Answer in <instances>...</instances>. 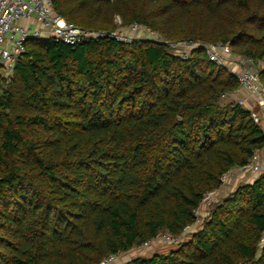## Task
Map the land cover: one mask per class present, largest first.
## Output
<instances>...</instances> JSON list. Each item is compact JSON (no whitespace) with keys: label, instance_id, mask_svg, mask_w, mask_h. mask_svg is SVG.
<instances>
[{"label":"trees","instance_id":"obj_1","mask_svg":"<svg viewBox=\"0 0 264 264\" xmlns=\"http://www.w3.org/2000/svg\"><path fill=\"white\" fill-rule=\"evenodd\" d=\"M105 37L27 40L0 75V264H100L197 221L222 177L264 150L209 45L264 61V0H52ZM134 24L157 41L110 36ZM195 43L200 48H172ZM264 88V65L257 72ZM213 195V196H214ZM176 250L122 264H264V173L212 203Z\"/></svg>","mask_w":264,"mask_h":264},{"label":"built area","instance_id":"obj_2","mask_svg":"<svg viewBox=\"0 0 264 264\" xmlns=\"http://www.w3.org/2000/svg\"><path fill=\"white\" fill-rule=\"evenodd\" d=\"M137 27L138 25H133L134 29ZM106 35L102 32L86 31L66 22L54 12L52 0H0V75L4 76L3 73L10 75L13 68L22 61L27 40H53L74 46ZM110 36L127 43L132 41V39L121 37L116 32L111 33ZM171 47L194 49L201 46L189 43L182 46L172 44ZM203 49L210 62L225 68L224 62L231 52L229 45H209ZM244 61L246 67L243 65L245 68L240 73L229 72L236 77L240 88L248 90L249 94L255 98L258 112H251V118L259 124V114H264V88L259 82L257 73L253 70V61L250 59ZM258 64L264 65V61ZM238 170L243 174L249 173L253 176L264 173L258 153H254L248 164ZM227 174L222 177V184ZM214 194V192L206 194L203 202L209 200ZM159 238L166 243L176 244L177 242V239L169 235H162ZM149 244L151 242L141 247L146 248ZM117 259L118 256H110L100 264H116Z\"/></svg>","mask_w":264,"mask_h":264},{"label":"rangeland","instance_id":"obj_3","mask_svg":"<svg viewBox=\"0 0 264 264\" xmlns=\"http://www.w3.org/2000/svg\"><path fill=\"white\" fill-rule=\"evenodd\" d=\"M116 24L118 26L117 30L115 31L116 34L120 35L121 37L124 38H129V39H136V40H156L157 41V35L155 33L150 32L148 29L139 26L134 29L133 25L130 27H120L119 25V21H116ZM175 45V44H173ZM182 48V47H181ZM183 49H187V48H183ZM245 58H240L236 55V53H234L232 50L230 52V55H228L226 57L225 60V69L227 72H234V73H240V71H242L245 67H246V63H245ZM243 65H245V67H243ZM253 66V70L257 73L261 68H262V64H252ZM4 75H6L5 73H3ZM8 76V75H7ZM241 91V93L239 95V98L237 96V98L232 97V95L230 96H226L224 98L225 102H233V103H241V100L243 101V105L247 106V98H252L254 101V104L256 105V101L255 98L249 94L248 90L246 89H239ZM238 90V91H239ZM237 91V92H238ZM246 102V103H245ZM248 107V106H247ZM260 163H261V158L258 154ZM262 166V163H261ZM263 169V167H262ZM257 176H253L249 173H245L238 177H235V179H233L232 184H228L226 186V188H223L224 190H221V192L219 193L220 195H214L212 196L209 200H207L206 202H203L199 209L196 212V216H197V221L196 223L189 227L182 235V237L177 239L176 244L170 243V242H165L164 240H160L161 238H158L157 240L151 242V244H149L148 247L143 248L141 246H137L135 248H133L131 251L127 252V253H123L120 254L118 256L117 261L115 262L116 264H122L125 263L135 257H150L154 254H167L170 251L176 250L177 247L179 246L180 243H184L186 240L189 239V237L191 236V234H193L194 232L198 231L200 229V226L202 224L203 219H207L208 218V213L210 211L211 208V204L217 202L218 200H220L221 198L227 196L228 194H230L231 192H233L239 185L241 184H245L247 182H252ZM226 182V180L224 181V183ZM223 183V184H224ZM161 237V236H160ZM262 244L264 243V239L261 240Z\"/></svg>","mask_w":264,"mask_h":264},{"label":"crops","instance_id":"obj_4","mask_svg":"<svg viewBox=\"0 0 264 264\" xmlns=\"http://www.w3.org/2000/svg\"><path fill=\"white\" fill-rule=\"evenodd\" d=\"M238 93L240 94L241 93V91L239 90L238 92H235L234 94H231L232 95V97H235V96H237L238 98H239V95H238ZM230 95V96H231ZM237 97H235V98H237ZM241 102H242V104H243V101L241 100ZM246 102H247V106H245V107H247V108H249L250 110H252V112H258V108L256 107V105L254 104V101H253V99L252 98H247V100H246ZM245 102V103H246ZM259 118H260V126H261V128H262V130H264V114H262V113H260L259 114ZM258 154H259V156H260V158L262 159L261 160V163H262V166L261 167H263V170H264V150H261V151H259L258 152ZM260 163V164H261ZM240 175H242V173L238 170V169H233V170H231L228 174H227V178H226V182L221 186V188L218 190V191H216V195H220L219 193L221 192V190H224L223 188H226V186L228 185V184H232V181H233V179H235V177H238V176H240ZM247 183H249V182H247Z\"/></svg>","mask_w":264,"mask_h":264}]
</instances>
